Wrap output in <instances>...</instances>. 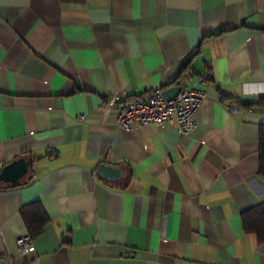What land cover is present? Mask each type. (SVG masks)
<instances>
[{
  "label": "crops",
  "instance_id": "0c3cea01",
  "mask_svg": "<svg viewBox=\"0 0 264 264\" xmlns=\"http://www.w3.org/2000/svg\"><path fill=\"white\" fill-rule=\"evenodd\" d=\"M179 81L203 92L191 131L106 107ZM263 96L264 0H0V169L28 162L0 180V264H264L242 222L264 208Z\"/></svg>",
  "mask_w": 264,
  "mask_h": 264
},
{
  "label": "built area",
  "instance_id": "2783aa9c",
  "mask_svg": "<svg viewBox=\"0 0 264 264\" xmlns=\"http://www.w3.org/2000/svg\"><path fill=\"white\" fill-rule=\"evenodd\" d=\"M206 78V72L198 76L199 80ZM176 84L178 90L170 98L163 96L161 86L150 88L146 94H120L113 91L108 96L106 107L115 109L117 124L125 127L143 124L160 126L174 119L179 132H188L198 124L194 114L202 100L203 92L194 86L181 84L180 81ZM229 108L232 106L229 105ZM77 118L82 119L83 115L78 114ZM16 244L19 251H27L30 245L29 234L18 236Z\"/></svg>",
  "mask_w": 264,
  "mask_h": 264
},
{
  "label": "trees",
  "instance_id": "16d2710c",
  "mask_svg": "<svg viewBox=\"0 0 264 264\" xmlns=\"http://www.w3.org/2000/svg\"><path fill=\"white\" fill-rule=\"evenodd\" d=\"M208 77V75H207ZM264 104V96L258 101ZM259 173L264 177V124L259 128ZM23 222L30 237L38 235L46 222V216L38 202H31L20 210ZM243 227L256 234L258 240L264 239V208H249L242 213Z\"/></svg>",
  "mask_w": 264,
  "mask_h": 264
},
{
  "label": "water",
  "instance_id": "95a60500",
  "mask_svg": "<svg viewBox=\"0 0 264 264\" xmlns=\"http://www.w3.org/2000/svg\"><path fill=\"white\" fill-rule=\"evenodd\" d=\"M178 90V85L163 88L162 94L165 98H170ZM28 169V162L25 157L19 156L4 164L0 169V180L15 182L19 180ZM96 173L105 179H117L121 176V169L117 166L100 163L96 168Z\"/></svg>",
  "mask_w": 264,
  "mask_h": 264
}]
</instances>
